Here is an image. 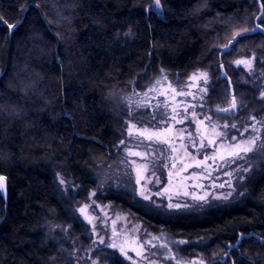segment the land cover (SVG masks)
<instances>
[{"label": "trees", "instance_id": "1", "mask_svg": "<svg viewBox=\"0 0 264 264\" xmlns=\"http://www.w3.org/2000/svg\"><path fill=\"white\" fill-rule=\"evenodd\" d=\"M158 3L160 15L153 0H0V264H51L47 223L82 232L73 202L94 190V172L114 160L122 133L113 90L141 91L161 71L183 81L207 70L215 106L233 80L225 71L218 79L232 55L251 51L264 70V36L247 34L264 30V0ZM241 27L246 34L235 36ZM57 176L76 192L62 196ZM103 201L151 232L206 242L198 251L207 261L227 252L223 264L264 260V162L241 199L198 213L162 214L112 189Z\"/></svg>", "mask_w": 264, "mask_h": 264}, {"label": "rangeland", "instance_id": "2", "mask_svg": "<svg viewBox=\"0 0 264 264\" xmlns=\"http://www.w3.org/2000/svg\"><path fill=\"white\" fill-rule=\"evenodd\" d=\"M151 10L160 15L158 0ZM239 30L235 36L246 34L244 27ZM236 54L222 66L233 80H227L228 94L219 105L212 104L215 80L207 70H195L183 81L161 71L141 91L130 84L109 94L110 111L122 123L115 158L95 170L94 190L73 202L81 233L45 224L46 238L55 248L51 264L226 262L228 252L207 261L198 251L206 242L151 232L103 197L107 190L123 191L147 209L177 215L230 204L245 195L246 181L264 162V70L256 67L251 51ZM231 96L235 112L219 113L230 106ZM56 182L62 196L76 192L60 176Z\"/></svg>", "mask_w": 264, "mask_h": 264}, {"label": "water", "instance_id": "3", "mask_svg": "<svg viewBox=\"0 0 264 264\" xmlns=\"http://www.w3.org/2000/svg\"><path fill=\"white\" fill-rule=\"evenodd\" d=\"M255 33H260L264 36V30H262L261 28H259L257 25L255 26V29L253 32H251V34H255ZM237 38H235L231 43H229L228 47H231L232 45H234V43L236 42ZM220 68V71H221V74L222 76L227 79V76L225 75V72L222 68V66L219 67ZM219 113H222V114H227V113H230V112H235V98L233 96H231L230 98V106L227 107V108H224V109H221V110H218ZM173 259V256L171 257ZM194 263H197V264H203L202 262H199L197 259H192L190 264H194ZM176 264H181L180 262H176Z\"/></svg>", "mask_w": 264, "mask_h": 264}]
</instances>
